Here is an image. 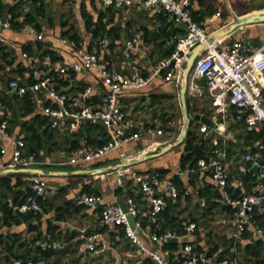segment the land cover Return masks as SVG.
Masks as SVG:
<instances>
[{
	"label": "crops",
	"instance_id": "0c3cea01",
	"mask_svg": "<svg viewBox=\"0 0 264 264\" xmlns=\"http://www.w3.org/2000/svg\"><path fill=\"white\" fill-rule=\"evenodd\" d=\"M17 1L0 0L4 5L3 11L6 12ZM43 2L44 14L36 16L41 24L38 31L43 35L41 39L22 29L1 30L5 40L2 44L13 54L9 58L12 61L10 64L0 60V97L3 91H8L9 78H15L23 84L30 82L29 68L22 56L23 49L28 48L35 58H39L38 55L43 52L51 51L54 58L49 67L51 71L64 77L72 75L69 78L72 81L71 87H91V94L100 99L106 86L96 69H70L68 75H62L59 67L78 60L80 48L97 53L100 63L108 68L130 74L129 67L122 62L121 53L126 39L138 34L139 40L131 49L128 61L141 68L147 82L140 88L123 90L119 98L124 106L125 120L128 121L125 130H139L140 137L89 164L66 163L74 151L66 150L70 149V142L67 141L70 136L66 131L71 129L55 130L53 139L43 138V160L39 168L44 171L40 175L46 181L48 206L41 218L39 231H29V222L21 221L3 227L1 232L4 235L18 233L28 243L37 235H41V239H52L47 225L50 222L57 225L53 240L61 245L58 251L65 250L64 261L67 264H146L148 258L138 254L122 233L101 224L99 217L98 209L103 205L118 203L119 199L124 200L127 195L135 197L140 218L146 217L148 207L134 179L126 175L122 185L116 182L114 168L129 165L137 173H158L162 184L165 179L174 177L180 195L170 206L173 214L186 225L187 235L183 240L193 243L211 257H236L239 264H264V209H257L252 215V223L263 229L261 233L252 235L244 232L241 237L234 238L235 208L231 206L228 209L222 201L221 187L213 173L201 169L197 163L194 167L188 162L182 164V157L187 153L186 134L191 130L199 143L201 140L207 141V157L217 156L221 160L227 173V188L233 194L237 193L239 197L247 193H258L264 187V170L259 168L257 175L251 171L252 163L246 159V155L256 152L258 145L264 142L263 129L249 127L243 120L236 119L231 107H227L224 113H217L203 79L191 77L189 71L185 83V64L181 68L175 67L176 76L169 80L164 78L165 71L152 75L153 69L171 56L167 54L171 44L178 35L185 32V26L167 14H163L165 23L162 24L153 11L138 4L116 9L101 0ZM23 11L34 13L35 6L31 2L23 4ZM189 11L191 18L203 26L207 39L217 41L218 48L234 40L246 43L251 51L264 45V21L244 23L242 26H236L234 22V17L263 14L264 0H190ZM101 23L106 25V29L112 30L111 36L105 32L96 36L95 31ZM163 27L167 28L168 33L173 31V36L167 38L163 35ZM68 29L79 35L78 42L65 34ZM203 46L204 43L199 44L195 50L199 52ZM192 85L202 90L203 96L195 98L191 93ZM260 87L264 93V75L261 76ZM33 97L35 111L26 116L20 115L22 112L13 99L16 107L14 110L1 104L3 113L15 115L14 119L18 120V124L10 123L8 128L15 139L24 136L23 121H30L35 114L43 115L38 99L43 103L49 99L40 92L33 94ZM201 116L209 122H201ZM92 122L102 125L98 121ZM202 125L207 126L206 132L200 131ZM159 128L162 132L157 134ZM105 131L110 139L109 132ZM80 142L79 147L93 146L84 139ZM0 148V166H4L10 161L14 147L2 134ZM23 150L25 152V148ZM120 151H125L126 155L120 157ZM259 160L264 163V150ZM96 172L99 173L95 175ZM22 176V179L28 178L27 175ZM85 193L99 195V205L93 207L79 204L78 198ZM212 203L216 205L212 206ZM58 214H62V217L58 218ZM32 223L39 224V221L32 220ZM189 223H195V226L187 228ZM159 226L162 227V224ZM82 229L87 233H101L103 248L98 246L97 253L81 251L79 245L82 242ZM144 229L141 232L142 239L145 244L152 246L153 243L147 237L148 228Z\"/></svg>",
	"mask_w": 264,
	"mask_h": 264
},
{
	"label": "built area",
	"instance_id": "2783aa9c",
	"mask_svg": "<svg viewBox=\"0 0 264 264\" xmlns=\"http://www.w3.org/2000/svg\"><path fill=\"white\" fill-rule=\"evenodd\" d=\"M19 1V0H18ZM31 2L33 0H20ZM103 3L110 4L116 9L138 4L146 9L153 11L156 15L167 14L175 21L185 26V32L176 37L175 48L171 56L163 60L153 69L152 75L160 74L165 71L164 78L169 80L176 76L175 67L181 68L193 50L199 44H203L190 69V76L201 78L205 82L207 94L211 98V103L217 113H224L227 107H231L235 112V118L243 120L249 127H261L264 132V93L260 87L261 76L264 75V45L255 51L240 41L234 40L222 48L217 47V41H209L206 37L204 28L195 22L190 15V0H101ZM219 12L216 13V16ZM12 14L0 12V42L4 43L1 30L10 28ZM160 25V24H159ZM22 30L35 34L38 39L42 38V33L38 32L33 25L25 24ZM139 40L136 34L125 41L122 50L123 63L130 69V74H125L120 70L108 68L100 63L97 53L88 50L78 49L79 59L68 65L59 67V73L66 75L70 69H96L106 90L100 97L97 104H86L85 99L90 96L91 87H86L80 93L72 96L57 89L50 73V57L44 55L35 58L22 51L26 65L29 68L31 81L23 84L15 78L7 83L9 92L22 95L27 91L33 94L42 93L51 101L54 106L45 105L38 99L41 112L49 119L51 129L63 130L65 128L75 130L84 121H98L109 132L110 140L102 146H84L75 149L68 157L66 163H86L101 158L102 156L119 149L140 137V131L127 132L125 127L128 121L125 120L123 113L124 106L120 102L119 95L125 89L140 88L147 78L143 76L139 66L131 64L128 59L130 51ZM68 75V74H67ZM72 82V81H71ZM191 93L195 98L203 96V91L197 86H191ZM0 105V134L4 135L9 143L13 145L12 157L9 162L0 167V172L7 168H39L40 161L34 155L24 152L25 144L22 139H15L9 133V121L1 109ZM157 122V121H156ZM158 123V122H157ZM159 127H161V124ZM162 128V127H161ZM161 128L156 132L161 133ZM201 132L207 131V126L200 127ZM264 150V142L258 145L256 152L246 155V159L252 165H259L264 170V163L259 158ZM125 151H120L119 156L124 157ZM198 166L207 171H211L217 179L222 191V201L235 208L236 218L235 231L233 237L238 238L244 232L252 235L261 233L263 229L253 225L252 215L257 209H264V187L258 193H247L239 197H232L227 189V173L221 160L217 156H210L200 159ZM112 171V170H111ZM116 172V182L123 184L126 175H130L138 186L141 197L145 200L148 207L144 225L140 218L139 207L134 196L127 195L124 199L126 210L116 204H105L99 210L100 222L103 225L113 227V231L122 233L124 238L134 247L138 254H142L150 259L154 264H239L236 257H211L204 250L197 249L193 243L186 241L177 250L164 247L169 241L183 240L187 235H179L170 229L158 234L150 227L157 223L158 215L168 205L178 199L180 189L175 183L174 177L162 180L158 173H137L129 165L117 166L113 170ZM99 173V172H98ZM97 172L95 173L98 174ZM102 173V172H101ZM264 176V172H262ZM29 185L37 196L42 199L47 198L46 181L39 173H30L28 177ZM100 196L95 194H82L78 198L79 204L96 207L100 203ZM14 209L22 213L33 212L42 213L43 208L36 200L34 195H29L23 203L14 206ZM133 219V225L130 222ZM195 223H189L187 228H193ZM148 228L147 237L153 243L152 246L145 244L142 239V231ZM147 230V229H146ZM80 238L82 242L79 249L84 252L97 253L103 243L100 240L101 233H87L82 229ZM185 241V240H184ZM41 250H58L61 245L59 242L50 239L37 240L35 243ZM11 264H34L28 260L25 263L21 259H12Z\"/></svg>",
	"mask_w": 264,
	"mask_h": 264
},
{
	"label": "trees",
	"instance_id": "16d2710c",
	"mask_svg": "<svg viewBox=\"0 0 264 264\" xmlns=\"http://www.w3.org/2000/svg\"><path fill=\"white\" fill-rule=\"evenodd\" d=\"M27 1H17V3L11 5L6 10L12 14V20L10 22V28L13 29H21L25 24H31L34 28L39 31L41 29V24L38 22L36 16H42L44 14V2L43 0H33L31 3L35 6V12H24L23 11V4H27ZM3 6L0 3V12L3 14ZM160 19L161 23H165V18L163 14L157 15ZM162 30L163 35L167 38L169 36H173L174 32L170 31L171 33L167 32V28L163 27ZM104 32L111 36L112 30L106 29V25L101 23L97 26L95 31L96 36L103 35ZM65 34L71 36L76 42L79 41V35L71 30L68 29L65 31ZM117 36V35H113ZM171 44V48L168 51V55L170 56L175 48V41ZM28 55L33 54L28 49H23ZM12 52L7 49L6 45H3L0 42V60H3L5 63L10 64L12 61L9 59L12 56ZM44 55H49L50 60H54L53 54L51 51L43 52L42 54L38 55L39 58L43 57ZM49 73L56 84V88L60 89L61 87H67L68 89L63 90L66 94L73 95L80 93L84 90L85 87H71L72 83L69 81L70 77L59 76L55 71H51L49 69ZM12 78H9L11 80ZM31 81V79H30ZM15 100L18 109L22 112L21 116H26L29 114H33L35 111V102L33 94L30 91L25 92L22 95H18L16 93H9V91H3L0 97V105L3 103V106H7L8 108L15 109ZM86 104H97L100 102V99L97 95H90L85 100ZM45 105L54 106L50 100L45 101ZM6 110V109H5ZM4 112V111H3ZM4 116L8 118L9 124L16 123L18 124V120L14 119L15 115L8 116L4 113ZM23 137L22 140L25 144V153L32 154L34 157L41 161L43 160V156L41 154L42 148V140L43 138L53 139L55 134V129H51L49 126V119L45 114H35L30 121H23ZM69 132V136L67 138L68 143L70 142V149L66 150H75L81 144V140L84 139L86 143L91 144L93 146H102L103 144L107 143L110 139L107 136V132L105 131L104 127L98 123L92 121H84L80 125L78 129L66 131ZM1 149V148H0ZM185 150L186 154L182 157V164L184 165L186 162L190 164V166L194 167L198 160L206 159L207 151L209 150L207 147V141L201 140V143L198 142L197 136L191 130L187 131L186 138H185ZM1 155V150H0ZM1 167V166H0ZM22 175L30 176V173L25 172H8L3 175H0V264H11L12 259H21L24 263L28 260L32 261L34 264H67L64 261L65 250H52V249H45L41 250L35 243L37 240H41V235H37L36 238L32 239L30 243L26 242L18 233H14L12 235H4L1 232V229L6 226H10L13 223H20L21 221L29 222L28 230L29 231H39V225L43 214L47 210L48 206V199H42L40 196H37L31 186L29 185L28 178L22 179ZM228 191L232 194V197H238L237 193H232V190L227 188ZM34 195L36 200L40 203L43 208L42 213L34 214L33 212L22 213L17 209H14V206L20 205L25 201L27 196ZM216 203H212V206H215ZM62 210V209H60ZM100 210V209H98ZM58 218L62 217V214H58ZM159 219L157 223H153L150 225L153 231L157 232L158 234L162 233L166 228L172 231H176L179 235H186V225L179 220L177 216H175L172 212V207L168 205L160 214L158 215ZM32 220L39 221V224L32 223ZM143 224H147V219L144 217L142 219ZM162 224V227L159 225ZM47 225L51 231V237L53 240L54 238V231L57 228V225H53L50 222H47ZM159 226V227H158ZM73 237H69L68 239H72ZM78 243L81 240H77ZM186 241L179 240V241H169L164 244L165 248L171 250H177L180 245L184 244ZM199 249V248H197ZM146 264H153L150 259H146ZM174 264H179V261L175 262Z\"/></svg>",
	"mask_w": 264,
	"mask_h": 264
},
{
	"label": "water",
	"instance_id": "95a60500",
	"mask_svg": "<svg viewBox=\"0 0 264 264\" xmlns=\"http://www.w3.org/2000/svg\"><path fill=\"white\" fill-rule=\"evenodd\" d=\"M257 21H264V13L263 14H252L246 17H242V18H238V17H234V22L236 23V26H242L244 23H250V22H257ZM198 50L192 51V53L189 55V57L187 58L186 62H185V68H184V72H183V79L185 81V83L187 82V77L189 74V71L193 65V62L197 56ZM183 89L185 90V84L183 85ZM198 116V115H197ZM201 122H209V120L204 117L201 116L200 118ZM147 157V156H146ZM142 159L145 157H141ZM100 169V168H98ZM250 170L253 171L256 175L259 173V165L255 164L252 165L250 167ZM25 172V173H39V174H43L44 171L40 168H7L4 170V172L8 173V172ZM100 171H102L100 169ZM116 204V203H114ZM118 204H120L124 210H126V204L125 201L123 199H119ZM226 207L229 209L231 207L230 204H227ZM130 222L133 225V219L130 218Z\"/></svg>",
	"mask_w": 264,
	"mask_h": 264
},
{
	"label": "rangeland",
	"instance_id": "374dc122",
	"mask_svg": "<svg viewBox=\"0 0 264 264\" xmlns=\"http://www.w3.org/2000/svg\"><path fill=\"white\" fill-rule=\"evenodd\" d=\"M3 173H5V172H0V174H3ZM7 173V172H6Z\"/></svg>",
	"mask_w": 264,
	"mask_h": 264
}]
</instances>
